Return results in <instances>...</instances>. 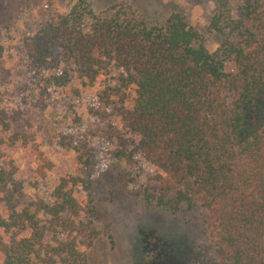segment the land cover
<instances>
[{"label": "trees", "instance_id": "16d2710c", "mask_svg": "<svg viewBox=\"0 0 264 264\" xmlns=\"http://www.w3.org/2000/svg\"><path fill=\"white\" fill-rule=\"evenodd\" d=\"M214 1L215 51L179 13L150 25L130 6L95 13L86 0L62 18L55 37L85 84L119 74L116 90L129 103L121 119L137 137L131 152L157 168L144 201L209 215L214 254L197 250L194 264H264V0H237L235 16L232 0ZM0 125L12 126L3 113ZM90 184L64 175L50 202L21 203L13 162L0 152L2 264H87L110 226L89 198Z\"/></svg>", "mask_w": 264, "mask_h": 264}, {"label": "rangeland", "instance_id": "374dc122", "mask_svg": "<svg viewBox=\"0 0 264 264\" xmlns=\"http://www.w3.org/2000/svg\"><path fill=\"white\" fill-rule=\"evenodd\" d=\"M86 1L95 13L130 6L150 25L179 13L211 51L218 47L209 28L214 0ZM237 4L230 1L233 16ZM76 9L78 0H0V115L12 125H0V152L13 162L21 203L50 202L64 175L89 178V198L110 226L88 250L87 264H194L195 251L214 254L204 209L181 205L175 212L144 201L143 188L157 168L131 152L137 137L121 119L129 103L116 90L119 74L112 70L87 85L63 61L55 28ZM56 76L64 79L48 84ZM77 189L81 196L84 186Z\"/></svg>", "mask_w": 264, "mask_h": 264}]
</instances>
